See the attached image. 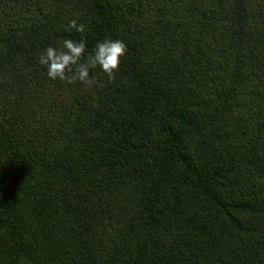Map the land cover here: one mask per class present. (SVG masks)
<instances>
[{
	"label": "trees",
	"instance_id": "1",
	"mask_svg": "<svg viewBox=\"0 0 264 264\" xmlns=\"http://www.w3.org/2000/svg\"><path fill=\"white\" fill-rule=\"evenodd\" d=\"M73 18L103 87L38 63ZM0 264H264V0H0Z\"/></svg>",
	"mask_w": 264,
	"mask_h": 264
},
{
	"label": "clouds",
	"instance_id": "2",
	"mask_svg": "<svg viewBox=\"0 0 264 264\" xmlns=\"http://www.w3.org/2000/svg\"><path fill=\"white\" fill-rule=\"evenodd\" d=\"M75 30L79 39L64 38L58 45H48L38 55V63L46 69V76L52 82L66 86H83L93 90L103 87L97 70L109 81L115 78L122 58L127 54V45L121 39L105 36L88 50V42L83 35L84 23L77 18L69 19L65 31Z\"/></svg>",
	"mask_w": 264,
	"mask_h": 264
}]
</instances>
